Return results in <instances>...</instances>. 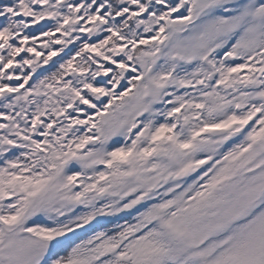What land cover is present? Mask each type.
I'll return each instance as SVG.
<instances>
[{"label":"snow or ice","instance_id":"1","mask_svg":"<svg viewBox=\"0 0 264 264\" xmlns=\"http://www.w3.org/2000/svg\"><path fill=\"white\" fill-rule=\"evenodd\" d=\"M0 264H264V0H0Z\"/></svg>","mask_w":264,"mask_h":264}]
</instances>
